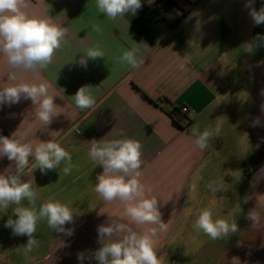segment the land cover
<instances>
[{"label": "crops", "instance_id": "obj_1", "mask_svg": "<svg viewBox=\"0 0 264 264\" xmlns=\"http://www.w3.org/2000/svg\"><path fill=\"white\" fill-rule=\"evenodd\" d=\"M167 1L166 18L155 12L158 0H142L136 15L111 21L98 13L95 0H25L27 15L50 18L66 30V43L46 70L21 74L29 84L46 82L61 113L44 125L30 99L0 105V135L15 133L16 140L34 146L52 140L71 153L70 174L32 171L30 157L23 178L33 183L37 209L54 199L78 214L65 225L71 236L39 222V247L27 257L22 253L27 236H14L4 227L8 215L0 214V264H81L78 253L91 257L101 246L98 225L128 223L121 202L106 203L94 191L102 169L87 153L91 140L101 138H132L142 145L140 179L168 223L155 239L162 264H264V161L250 167L264 145V46L246 51L257 34L264 35V24L254 25L247 0ZM253 6L259 10L264 0H254ZM93 24L101 31H93ZM134 43L147 46L138 69L117 59ZM96 45L105 58L89 60L87 68L70 62ZM11 71L0 57V87L16 83L8 79ZM84 85L93 86L95 104L80 110L71 96ZM181 106L193 111L191 118L178 111ZM193 125L201 131L218 127L220 135L200 150ZM9 167L15 166L0 158V172ZM216 181H224L227 191L213 194L207 184ZM237 205L243 209L236 217L239 231L229 237L211 240L192 227L198 210L231 220ZM250 210L260 217L254 226L247 218ZM130 226L141 233L154 227ZM83 264L97 261L86 258Z\"/></svg>", "mask_w": 264, "mask_h": 264}, {"label": "clouds", "instance_id": "obj_2", "mask_svg": "<svg viewBox=\"0 0 264 264\" xmlns=\"http://www.w3.org/2000/svg\"><path fill=\"white\" fill-rule=\"evenodd\" d=\"M253 4L254 0H247L245 8L249 10L254 25L264 24V6L257 10ZM26 6L25 0H0V57L12 69L8 79L16 82L12 86L0 87V105L11 106L18 104L21 99H30L36 117L48 125L53 117L61 113L54 102L55 96L49 95L46 82L29 84L22 79L21 74H39L46 70L66 43V30L54 24L50 18L30 17L23 11ZM95 6L99 14L117 21L125 16L136 15L142 7V0H95ZM92 30L100 32L101 28L93 24ZM248 46L246 51L250 53L264 46V35L257 34ZM142 48L147 46L134 43L122 52L117 58L118 62L131 69L140 68L143 64ZM79 54L78 61L74 58L70 62H76L84 68H87L89 60L105 58L106 55L99 45L84 48ZM184 67L180 64L179 70L183 71ZM71 97L80 110L90 109L95 104L91 85L81 86ZM220 131L218 127L201 131L199 125L191 128L194 144L200 150L206 149L214 137H219ZM119 135L124 137L125 134L121 131ZM14 136L15 133L11 137L0 136V158L7 157L15 166L14 170L9 167L0 172V214L8 215L4 227L11 229L14 236H27V243L22 248L23 255L27 257L39 247L40 242L36 238L39 222L46 221L51 231L71 236L73 230L65 228V225L72 223L78 214L54 199L36 208L37 192L33 183L23 178L25 169L29 167V158L34 159L32 171L39 169L42 174L59 169L67 175L75 165L71 153L57 142L49 140L34 146L30 142L22 143ZM141 149V143L132 138L91 140L88 158L102 169L96 176L94 191L106 203L121 202L128 223L109 220L106 224L98 225V243L101 246L91 257L78 253L81 264L86 258L94 259L97 264H162L155 248V239L159 233L168 230V223L162 220L157 197L149 195L151 190L140 179L143 163ZM207 188L213 194L227 191L224 181L209 182ZM191 190H197L195 183L191 185ZM10 208L11 214L8 212ZM242 211L241 206L237 205L230 213L234 218L228 220L214 219L210 209L198 210L192 227L211 240L224 239L239 231L236 217ZM247 218L253 226L260 221L259 215L252 210L247 213ZM132 224L154 227L141 233L135 231L130 226Z\"/></svg>", "mask_w": 264, "mask_h": 264}, {"label": "trees", "instance_id": "obj_3", "mask_svg": "<svg viewBox=\"0 0 264 264\" xmlns=\"http://www.w3.org/2000/svg\"><path fill=\"white\" fill-rule=\"evenodd\" d=\"M162 4L166 9H169L171 4L167 0H158L155 6ZM2 136V135H0ZM264 161V145H262L252 156L250 161L251 169H256Z\"/></svg>", "mask_w": 264, "mask_h": 264}, {"label": "built area", "instance_id": "obj_4", "mask_svg": "<svg viewBox=\"0 0 264 264\" xmlns=\"http://www.w3.org/2000/svg\"><path fill=\"white\" fill-rule=\"evenodd\" d=\"M155 12L159 15V16H162L164 18L167 17V10L166 8L162 5V4H158L157 6H155ZM178 111L182 114H184L185 118L186 119H189L192 117L193 115V111L188 109L186 106H181L178 108Z\"/></svg>", "mask_w": 264, "mask_h": 264}]
</instances>
